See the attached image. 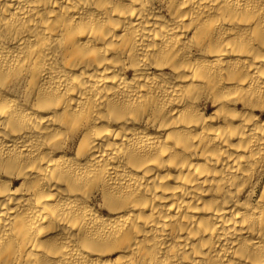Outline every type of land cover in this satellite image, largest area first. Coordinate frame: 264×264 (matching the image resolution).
Returning <instances> with one entry per match:
<instances>
[{
	"label": "bare ground",
	"instance_id": "bare-ground-1",
	"mask_svg": "<svg viewBox=\"0 0 264 264\" xmlns=\"http://www.w3.org/2000/svg\"><path fill=\"white\" fill-rule=\"evenodd\" d=\"M0 264H264V0H0Z\"/></svg>",
	"mask_w": 264,
	"mask_h": 264
}]
</instances>
